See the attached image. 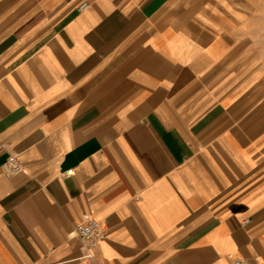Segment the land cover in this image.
<instances>
[{"label":"crops","instance_id":"crops-1","mask_svg":"<svg viewBox=\"0 0 264 264\" xmlns=\"http://www.w3.org/2000/svg\"><path fill=\"white\" fill-rule=\"evenodd\" d=\"M236 260L264 264V0H0V264Z\"/></svg>","mask_w":264,"mask_h":264},{"label":"built area","instance_id":"built-area-1","mask_svg":"<svg viewBox=\"0 0 264 264\" xmlns=\"http://www.w3.org/2000/svg\"><path fill=\"white\" fill-rule=\"evenodd\" d=\"M89 7L90 4L85 1L80 4L78 11H86ZM3 169L7 176L12 177L22 172L23 166L20 163L17 155L12 154L4 164ZM75 235L82 245V259L87 263H91L95 259V250L99 246V243L107 236L103 224L93 219L88 213H84L82 222L76 225ZM233 264L252 263L247 260H236L233 262Z\"/></svg>","mask_w":264,"mask_h":264}]
</instances>
